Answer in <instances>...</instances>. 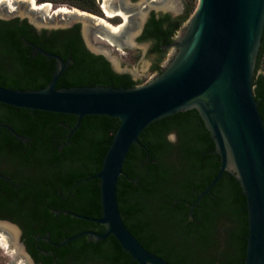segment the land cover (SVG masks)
<instances>
[{
	"label": "water",
	"instance_id": "water-1",
	"mask_svg": "<svg viewBox=\"0 0 264 264\" xmlns=\"http://www.w3.org/2000/svg\"><path fill=\"white\" fill-rule=\"evenodd\" d=\"M15 3V10L11 11L7 1L0 0V18H27L38 31L70 25L73 14L59 13L50 4L52 10L48 13L32 9L27 1ZM18 6L24 14L16 12ZM37 15L35 19L44 22L43 25L35 23L33 17ZM83 18L84 22L86 16ZM263 29L264 0H197L194 12L177 34L172 53L167 54H171L170 57L166 61V55L160 63L161 71L157 74L151 71L139 85L131 88L57 89V82L71 65L70 57L63 60L24 41L34 49L33 55L55 60V69L48 85L42 89L20 91L0 87V104L31 112L74 116L77 119L74 129L87 116L119 121L101 168L93 177L99 181L101 217L96 220L79 217L104 226L105 232L82 233L60 245L80 236L95 242L112 236L131 263L169 264L146 250L124 225L118 209L117 183L123 175L128 152L138 144L147 127L172 115L196 110L214 143L213 153L220 158V165L190 209L210 193L224 172L230 173L238 182L246 203L243 264H264V121L253 86ZM112 63L114 65V61ZM0 225L15 231L16 246L23 259L27 264H34L20 243L18 228L4 222ZM15 261L14 258L11 264Z\"/></svg>",
	"mask_w": 264,
	"mask_h": 264
},
{
	"label": "trees",
	"instance_id": "trees-1",
	"mask_svg": "<svg viewBox=\"0 0 264 264\" xmlns=\"http://www.w3.org/2000/svg\"><path fill=\"white\" fill-rule=\"evenodd\" d=\"M58 1L87 12H96L97 9V0ZM61 34L58 31L37 34L30 26L18 21L4 23L0 27V62L9 58L17 64L16 61L21 60V71L42 75L43 83L34 86V89L45 88L56 62L48 61L39 54L33 60L28 59L31 52L24 43L42 42L45 51L57 54L63 60L71 51V65L59 79L57 89L86 86L131 88L137 85L129 76H118L104 62L81 52V47L68 33ZM263 58L264 29L253 74L254 98L264 121V75L258 72ZM157 70L161 71L158 67ZM11 111L14 109L11 108ZM35 114L37 120L45 125L30 126L29 134L42 132L44 137L40 138L39 151L51 154L44 155V167L48 165L54 169L51 170L52 177L44 178L43 184L58 180L68 185L74 179L82 180L99 172L113 137L109 135L104 141L101 132L104 133V125L109 132H115L118 120L101 116L84 117L72 139L78 142L84 130L92 137L84 149L78 145L68 150L74 155L68 158L65 167L61 164V156L56 155L57 147L51 142L50 132L54 131L58 122L73 127L76 118L43 112ZM25 120L30 119L25 117ZM59 131L62 137L67 134L63 128ZM173 131L178 138L176 144L166 140V136ZM106 141L108 146L104 145ZM213 151L214 143L197 111L189 110L147 127L139 137V144L131 147L123 164V175L117 183V199L124 224L146 250L169 264H243L247 235L246 203L235 178L224 172L210 193L192 211L190 209L198 194L218 172L220 158ZM75 155H81L82 160L92 159L98 163L97 168L87 172L76 170L73 165L80 158ZM86 184L92 188L91 197H86L84 190L78 192L82 204L77 209L86 215L99 216V182L93 179ZM89 248L95 254L100 250L98 246L87 245L83 241L78 245L77 256H85ZM112 248L114 252L103 256L106 264L130 262V257L121 252L114 240Z\"/></svg>",
	"mask_w": 264,
	"mask_h": 264
},
{
	"label": "flooded vegetation",
	"instance_id": "flooded-vegetation-1",
	"mask_svg": "<svg viewBox=\"0 0 264 264\" xmlns=\"http://www.w3.org/2000/svg\"><path fill=\"white\" fill-rule=\"evenodd\" d=\"M106 2L109 9L114 12L113 16L106 14L104 10ZM13 3L16 5L15 2ZM34 3L40 6L35 0ZM97 3L100 8L99 15L96 12L82 14L80 13L82 11L72 9L70 25L63 29L38 31L28 22L27 18L22 19L18 16L11 19L0 18V27L4 23L18 21L30 26L37 34L44 31L48 34L56 31L62 32V34L68 33L81 47V52L91 55L97 61L104 62L116 75L129 76L131 81L137 85V81L131 75L117 71L112 63L113 60L105 51V47L112 48L117 54L123 53L124 55V52L128 54L132 49L145 46L148 55L153 59V73H159L157 67L162 69L160 63L164 61L165 55L169 52L172 53V47L177 41V34L187 21L189 14L187 0H97ZM28 4L31 7L29 2ZM121 14L126 17V20ZM84 16H86V20L83 22ZM110 27L116 28L118 31L113 32ZM32 44L44 50L42 42ZM25 47L31 52L28 59H35L38 54L33 55L34 49L26 45ZM70 52L68 57L71 59ZM170 55L166 56V61ZM20 61H16L17 64H14L9 58L2 59L0 62V87L20 91L38 90L34 89V86L43 83L42 75L21 71ZM57 85L58 82L56 88ZM11 108L14 111H11ZM35 112L0 104V222L18 228L20 243L34 264H106L103 259L104 254L114 252L112 236L100 242L90 241L87 236H80L60 245L65 240L82 233L105 232L104 226L79 218L96 220L101 217L100 187L98 185L100 215L94 217L84 214L77 207L82 204L78 192L84 190L86 191L85 196L91 197L92 188L86 183L93 180L96 174L82 180L74 179L68 185L61 184L58 180H54L52 184H43L44 178L52 177L53 167L48 165L47 168L44 167L46 165L44 164V155L51 154L39 151L41 149L40 138L44 137L42 132L41 134L34 132L37 134L32 133L31 136L29 134L30 126L43 127L45 125L37 120ZM25 117L30 120H25ZM75 125L76 123L70 127L63 122H58L54 125V131L50 132L51 142L57 147L56 155L61 156V164L65 167L68 158L74 155L68 150L75 149L78 145L84 149L92 137L87 130H84L78 142L73 140V135L80 129L82 120L78 128L74 129ZM59 128L66 131L67 134L64 137L59 135ZM114 133L109 132L104 125V133L101 132V138H104L105 141L109 135L113 136ZM169 135H172V139H169ZM166 140L171 144H176L178 142L176 132L169 133ZM104 145L108 146V142L106 141ZM79 156L81 155H75V157ZM97 164L92 159L82 160L80 158L73 167L80 172H87L97 168ZM119 212L124 223L120 209ZM83 241L87 245L98 246L100 250L95 254L89 248L85 256H77L78 245ZM140 244L142 245V243ZM121 252L124 253L122 249ZM128 264L137 263H131L130 260Z\"/></svg>",
	"mask_w": 264,
	"mask_h": 264
},
{
	"label": "rangeland",
	"instance_id": "rangeland-1",
	"mask_svg": "<svg viewBox=\"0 0 264 264\" xmlns=\"http://www.w3.org/2000/svg\"><path fill=\"white\" fill-rule=\"evenodd\" d=\"M22 1H29V0H22ZM35 2L38 5L50 4L53 6L54 9L66 8L68 9V11H72V9H76L82 12L90 13L87 11L80 10L79 8L68 5L66 3H61L58 0H48V1L35 0ZM187 3L189 6V14L187 17L188 20L196 8L197 0H187ZM96 4H97L96 14L99 15L100 8L97 2ZM37 17L38 15L33 18L35 19ZM35 23L39 25H43L44 22L35 19ZM45 23H47V21H45ZM55 23H57V20L55 21ZM59 24L60 23H58V25ZM105 51L108 53L110 59L114 61V66L117 69V71L120 73H128L129 75L132 76V78L135 81H137L138 85L152 71L153 59L148 55L145 46H140L139 49H132L131 53L128 54L124 52V55L123 53L117 54L116 52H114L112 48H109L107 46L105 47ZM258 72L264 75V58L262 61L261 68L259 69ZM169 139H172V135H169ZM14 258L16 259L15 264H19V259L16 258L14 250L12 248L6 247L5 243L3 241H0V264H11L12 262H14Z\"/></svg>",
	"mask_w": 264,
	"mask_h": 264
},
{
	"label": "bare ground",
	"instance_id": "bare-ground-1",
	"mask_svg": "<svg viewBox=\"0 0 264 264\" xmlns=\"http://www.w3.org/2000/svg\"><path fill=\"white\" fill-rule=\"evenodd\" d=\"M4 1H7L8 2L9 9L11 11H13V10H15V7H14L15 4L12 3V2H20L22 0H4ZM28 2L30 3V5H31V7L33 9H41V10H44L45 12H48V13H49V9H51V6L49 4H42L40 6H37L34 3V0H29V1H27V3ZM104 10H105V12H106V14L108 16H113L114 15V12L109 9L107 2L105 3ZM16 11H17V13H19L21 15L24 14L23 9H21V7H19V6H18V9H16ZM57 11L59 13H63V14H71V12L68 11V9H66V8H60ZM121 15L123 16L124 20H126V17L123 14H121ZM110 29L113 32L118 31V29H116V28L110 27ZM15 239H16V235H15V232H14L13 229H11L10 227H8L6 225H0V241H3L5 243V246L6 247L12 248L14 250L15 255H16V258L19 259V264H27L26 261L23 259L20 250L16 246Z\"/></svg>",
	"mask_w": 264,
	"mask_h": 264
}]
</instances>
